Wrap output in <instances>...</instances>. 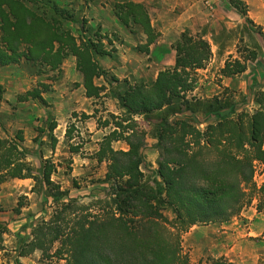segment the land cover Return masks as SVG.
<instances>
[{
  "label": "trees",
  "instance_id": "1",
  "mask_svg": "<svg viewBox=\"0 0 264 264\" xmlns=\"http://www.w3.org/2000/svg\"><path fill=\"white\" fill-rule=\"evenodd\" d=\"M228 3L253 24L244 1ZM66 12L54 0H0V65L24 58L57 69L70 54L76 58L86 96L98 97L104 86L94 79L108 72L96 58L113 55L112 41L99 32L95 38L75 37L62 26L71 18ZM114 13L125 26L141 27L146 40L138 49L149 53L159 32L146 7L121 0L114 4ZM85 22L83 18L82 30ZM258 29L264 36L260 26ZM173 48V64L159 70L150 84L124 80V90L118 95L124 114L115 116L120 121L103 137L95 153L97 161L106 162L105 197L81 203L51 180L54 166L49 158L34 174L26 150L16 140H0V183L7 178H32L46 186L55 204L49 219L32 228V238L19 255L38 249L44 257L63 259L64 264H191L181 244L182 235L194 224L224 222L238 215L261 191L263 186L257 188L252 176L254 162L264 164V89L254 93L257 108L252 113L220 114L231 105L227 98L220 93L208 98L192 93L197 71L212 55L208 40L185 30ZM257 54L251 50L246 56H230L221 75L244 72L247 61L255 60ZM29 96L40 97L39 91L28 90L25 97ZM195 115L202 116V122L207 116L217 118L201 129L193 122ZM134 116H143L153 125L159 179L151 184L140 168L146 133ZM56 125L52 122L48 129ZM69 133L67 128L65 136ZM17 139L23 138L18 134ZM120 139L127 149L111 146ZM166 208L172 212L171 219L164 213ZM257 210H261L259 203ZM259 262L264 264V256Z\"/></svg>",
  "mask_w": 264,
  "mask_h": 264
},
{
  "label": "rangeland",
  "instance_id": "2",
  "mask_svg": "<svg viewBox=\"0 0 264 264\" xmlns=\"http://www.w3.org/2000/svg\"><path fill=\"white\" fill-rule=\"evenodd\" d=\"M54 1L71 15V18L63 21L62 26L75 37L95 38L94 34L99 32L107 34L111 39L113 55L96 58L108 73L105 77L95 78L94 83L104 86V89L98 97L86 96L84 87L80 86L82 74L76 69V58L70 54L57 69L24 58L17 63L0 65V140H16L26 150L34 174H37L44 160L49 158L54 166L51 180L70 196L79 197L80 202L85 204L105 197L107 192L108 185L104 182L106 162L97 161L95 153L103 137L120 121L115 116L124 114L118 101V95L125 87L124 80L129 84L141 81L150 84L154 72L173 64L175 42L171 48L162 51L153 48L147 59V53L138 49V46L145 43V37L140 34V26L128 27L134 41H128L126 37L109 29L112 28L113 16L120 22L114 13V4L121 0ZM165 1L168 6L174 7L173 11H178L180 0ZM154 2L151 0L148 4H142L149 11L147 7ZM198 2L199 9L215 21L197 26L199 31L196 33L208 40L212 55L205 67L197 71V82L192 93L201 98L220 93L221 97L227 98L231 105L220 114L234 117L241 111L252 113L257 108L254 93L264 89V80L252 81L254 76H249L251 84L242 90L238 87L241 79L233 76L232 86L226 87L219 74L227 58L246 56L251 50H256L258 54L255 60H248L249 64L253 62L254 68L256 65L264 69V36L259 33L258 26L246 20V16L232 7L228 0ZM216 6L219 14L213 13ZM83 18L86 20L85 30L81 29ZM186 30L195 34L190 29ZM124 55L128 59L121 62ZM152 57L155 63L150 67L148 62ZM123 74L127 76L123 77ZM112 76L118 80H113ZM79 78L81 81H78ZM34 88L39 91L40 97H25V93ZM216 118L207 116L204 118L206 122H202V116H192L193 122L201 129ZM134 119L137 126L146 133L144 161L140 168L144 179L150 180L151 184V180L159 179L155 173L159 155L156 140L152 136L153 125L143 116H134ZM52 122L57 125L49 130L48 126ZM67 128L70 130L68 137L65 136ZM18 134L22 140L17 139ZM111 146L116 150L127 149L122 139L113 140ZM75 147L77 149L74 150ZM212 156L211 152L209 157ZM75 158L79 159L77 163ZM252 181L257 188L263 187L238 215L224 222L194 224L182 235L181 244L191 264H260L259 260L264 256L263 163L254 162ZM258 203L261 205L259 211ZM54 208L55 204L46 186L36 184L32 178H7L0 183V264L16 260L15 253L20 252L31 240L32 228L41 220L49 219ZM164 213L169 219L172 218L170 208H166ZM39 252L40 264H64L63 259L44 257Z\"/></svg>",
  "mask_w": 264,
  "mask_h": 264
},
{
  "label": "crops",
  "instance_id": "3",
  "mask_svg": "<svg viewBox=\"0 0 264 264\" xmlns=\"http://www.w3.org/2000/svg\"><path fill=\"white\" fill-rule=\"evenodd\" d=\"M132 1L148 4L150 3L151 0H132ZM154 1L155 2L153 3V5L147 8H149L148 12L150 16V22L152 26L159 32V36L157 37L156 41L149 46L150 51H152L153 48L158 49L160 51L168 47L171 48L172 43L176 42L179 39L181 33L184 30L190 29L194 33H196L197 31H199V28L197 27L199 24L205 25L208 22L210 23L212 21H215V19H212L208 15V13H205L201 9H199L198 0H180L179 2L180 6L178 8V11H173L174 7L168 6L165 0H154ZM212 1L215 2V0ZM242 1L246 3L248 8L247 16L256 25L261 27V31L264 34V0H242ZM214 12H216V14H219L217 6L214 8L213 13ZM217 18H219V15ZM111 24H112V28L109 29H112V32L126 37L128 41L133 40L132 32L130 31V29L124 26L122 23H120L114 16L112 18ZM102 26H105V24H102ZM140 34L144 36L146 40V35L143 33V31H141ZM123 57L124 60L121 62L127 61L128 59L127 56L124 55ZM145 57L148 59L150 57V53L145 54ZM149 61L150 62L148 63L150 64L151 67L152 64L155 63V59L152 57V59H150ZM261 61L263 62V60H260V62ZM159 62H163V61L160 60ZM249 63L250 62L247 61L246 70L240 73V76L238 75L240 78L237 75H235V79H239V80L241 79L239 81L238 87H240V89L242 90H244L245 87H248L249 84H251L249 76H254L253 77L254 79L252 81H254L255 79L257 81L264 80V69L257 68L256 65L254 68L253 62H251V64ZM259 66L260 65H258V67ZM147 70L150 69L148 68ZM203 70L206 71L207 69H203ZM157 73L158 71L154 72L151 80H154L156 78ZM126 76L127 74H123V77ZM219 77L222 78V83L224 86L226 87L232 86V81H234L233 80L234 77H225L222 76L221 74H219ZM78 81H81V78H79ZM80 86L83 88L82 85ZM77 160L79 159L76 158L74 159L76 163ZM12 252L15 253V251ZM39 253L40 252L38 249H35L26 255H19V252L15 253L16 260L12 261L9 264H40L42 262H39L38 260Z\"/></svg>",
  "mask_w": 264,
  "mask_h": 264
}]
</instances>
